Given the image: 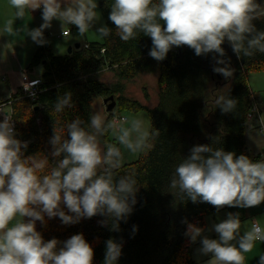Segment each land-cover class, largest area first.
Returning a JSON list of instances; mask_svg holds the SVG:
<instances>
[{
  "label": "clouds",
  "instance_id": "clouds-1",
  "mask_svg": "<svg viewBox=\"0 0 264 264\" xmlns=\"http://www.w3.org/2000/svg\"><path fill=\"white\" fill-rule=\"evenodd\" d=\"M8 3L19 20L29 11L42 10L43 23L26 29L37 45L47 43L44 32L53 21H59L61 28L64 24L75 26L81 36L93 28L101 37L112 33L107 25L96 27L97 0ZM108 19L124 42L141 33L150 37L149 56L157 61H163L173 47L187 46L196 56L215 54L213 71L226 79L233 76L234 69L230 58H225V41L237 58L264 54V31L253 23L264 20V4L258 0H113ZM13 24V19L5 21L3 31L9 36L19 31ZM216 103L227 114L235 112L238 101L221 96ZM66 107H72L70 92L57 98L54 111L62 113ZM258 122L264 131V114ZM61 131L54 127L49 141L50 155L55 159L50 166L48 155L25 156L28 143L16 138L10 116L0 121V264H93L94 249L82 233L59 246L61 242L55 238L44 240L36 222L46 224L45 217H59L63 224L71 225L99 215L105 217L102 225L110 222L111 230L119 231L120 221L126 222L133 212L139 187L134 172L116 175L123 161L121 148L146 154L154 147L152 141L160 135L159 130L145 128L141 119L128 121L114 116L109 120L97 111L87 125L81 119L68 123L67 138H62ZM108 134L116 143H102L101 138ZM170 184L192 203H208L217 210L258 207L264 203V159L253 161L220 147L196 145L176 166ZM210 230L218 239L202 237L205 229L192 223H187L185 232L193 243L202 237L198 252L210 255L207 264H245L244 254L251 252L257 241H264L259 222L241 234L239 213H228ZM122 247V243L108 239L104 264H117ZM258 264H264V255Z\"/></svg>",
  "mask_w": 264,
  "mask_h": 264
},
{
  "label": "trees",
  "instance_id": "trees-1",
  "mask_svg": "<svg viewBox=\"0 0 264 264\" xmlns=\"http://www.w3.org/2000/svg\"><path fill=\"white\" fill-rule=\"evenodd\" d=\"M112 2L98 3L104 25L112 29L110 36L61 56L48 48L33 54L27 69L42 65L41 90L34 103L22 97L21 92L12 97L16 138L27 140L25 156L48 155L51 166L55 159L50 155L49 141L54 127L63 130L60 134L67 138V124L81 119L87 125L95 100L109 95L114 96L118 111H145L150 129H158L160 135L152 141L154 147L150 151L122 164L116 173L119 177L134 172L139 187L133 212L126 222L120 221L119 231H112L110 222L102 225L100 221L105 217L99 215L71 225L63 224L59 217H45L46 224L39 222L38 231L45 241L59 240V246L72 235L82 233L94 249L93 264H104L106 241L110 238L123 245L117 264H195L192 251L196 243L185 235L187 223L203 228L207 217L220 212L239 213L242 220L245 208L225 206L217 210L208 203H192L178 188H172L170 181L176 166L196 145L220 147L237 156L247 155L253 161L260 159V155H250L246 149V124L252 103L247 75L264 71V54L237 58L225 41L222 45L225 58H230L234 69L228 79L213 71L217 66L215 54L196 56L187 46L173 47L163 61H157L149 56L150 37L141 33L136 39L124 42L116 35L115 25L108 19ZM258 2L264 4V0ZM253 23L264 31V20ZM155 70L158 71L157 104L153 108L127 97L124 91L129 81ZM103 71L113 74L109 84L101 80ZM69 92L72 107L56 113L57 98ZM221 96L238 101L235 112L221 111L216 103ZM108 137L109 134L103 137L102 142H110ZM64 210L67 212L66 207Z\"/></svg>",
  "mask_w": 264,
  "mask_h": 264
},
{
  "label": "crops",
  "instance_id": "crops-1",
  "mask_svg": "<svg viewBox=\"0 0 264 264\" xmlns=\"http://www.w3.org/2000/svg\"><path fill=\"white\" fill-rule=\"evenodd\" d=\"M99 1L100 0H97L98 3ZM41 11L42 10L40 9L35 10L33 12L29 11L26 13V16L23 20L15 19L14 17L15 9L11 8V6L8 3V0H0V75H6L8 79L5 84H0V103L1 101H5V100L7 101L9 99H12V97L17 96L21 92V70L27 68V66L29 65L31 61L33 54L37 50L48 48L54 55L61 56L65 54L64 52L63 54L61 51L62 45H65V47L67 45L72 46L73 48L74 47L73 45L75 43H79L80 46H84L88 42L101 41L102 39V37L98 34L95 28L90 29L88 33L81 36L78 33L75 26L73 27L75 28L74 33L72 32V29H70L68 26L64 27V25H69V24H64L63 28H61L59 31L58 29L61 26L60 22L53 21L52 27L49 29H46L44 32V37L47 43L42 46L37 45L31 40L30 37L27 36L26 29L37 28L43 23L42 18H41V15H42ZM98 14H99V19L97 21L96 27H99L100 25H104L103 18L101 17L99 11H98ZM8 19H13L14 20L13 28L19 29L17 34L14 36H9L3 31L5 21ZM67 28H69L71 32L69 35L64 36L63 38V36L60 34L64 29H67ZM57 30L60 34L56 33ZM39 66L42 67V65H39ZM102 73L103 75L101 77V80L107 84L106 74H109V73L107 71H103ZM249 88L251 91L250 86ZM251 93L253 95V98H255L256 100L257 107L259 109L258 113L260 117L263 111L259 103L257 102V99L254 96L252 91ZM95 104H97V102L93 104V109H94ZM258 121H259L258 119H247L246 132H245V142H246L247 152L249 151L248 150L249 142H248V139H246V135L249 133L252 134V133L258 132L257 131L258 130L257 126L259 125ZM259 136L257 134H253L254 143H257L256 145L259 144L258 147H260V143L262 142L261 141L262 137H259ZM101 139L103 140V137ZM108 139L110 140V134H109ZM253 147H254V144H253ZM250 155H260L261 157L259 160L264 159V151L263 153H261L260 148L254 151L252 150V154ZM221 213L222 212L217 213L214 216L221 214ZM241 221H245V222L248 221V223H245L244 225H242L243 229L241 230V234L244 231L248 230L253 222H259L261 227L264 228V203H262L258 207L245 208L244 218ZM36 228L38 231L39 221L36 222ZM195 243H196L195 244L196 248L197 246L201 244L200 241H196ZM244 255H245V264H258L260 256L264 255V241H257L253 250L249 253H245Z\"/></svg>",
  "mask_w": 264,
  "mask_h": 264
},
{
  "label": "rangeland",
  "instance_id": "rangeland-1",
  "mask_svg": "<svg viewBox=\"0 0 264 264\" xmlns=\"http://www.w3.org/2000/svg\"><path fill=\"white\" fill-rule=\"evenodd\" d=\"M98 10V9H97ZM99 11V10H98ZM104 21V20H103ZM68 26L70 29H72V32H75V28H73L74 26L72 25H64V27ZM63 28V26H62ZM60 28L58 29L60 31ZM58 30L56 31V33L58 34ZM60 34V33H59ZM61 35V34H60ZM71 36V35H70ZM64 38V36H63ZM73 45V44H71ZM68 45L65 47V45H62V53L64 52L66 54V52L68 51ZM59 51V52H61ZM56 52V51H55ZM63 53V54H64ZM33 77H38L40 78L43 70L41 66H38L36 68H34L33 71ZM109 74H106V80H107V84H109L112 80H113V74L110 71H107ZM157 77H158V71H152V72H143L141 75L138 76V78H136L133 81H129L128 84H126V88H125V93L127 95V97L133 98V99H137L138 101H140V103H142L143 105L153 108L156 104H157ZM247 82L248 85L251 87V91L253 92L254 96L257 99V102L259 103L261 109H262V114H264V71H260V72H251L247 75ZM147 93L148 98L145 97L144 93ZM103 98H99L96 100L97 104L94 105V113L97 111H101L106 117L107 119L110 120V117L112 116V114L115 115H124L126 116L128 121H131L132 119H141L144 122V126L145 128L150 130V121H149V117L147 115V113L145 111H139V112H133V111H118L116 106L113 109L112 112H107L105 105L102 102ZM6 101V100H5ZM5 101H1V103L5 102ZM261 101V102H260ZM94 102V103H96ZM255 106L256 107V112L255 117L259 118V109L257 107V103L255 98H253L252 95V103H251V108ZM255 117H252L250 119H257ZM252 121V120H251ZM128 126V125H125ZM258 128V132L256 133H249L246 135V139H248L249 142V153L252 154V150H257L260 148V152L263 153L264 151V131L261 130V128L259 127V125L257 126ZM253 134H257L259 137L261 138V143H260V147H258V145H256L257 143H254L253 140ZM110 141L111 143H116L114 136L110 134ZM263 143V144H262ZM254 144V147H253ZM256 145V146H255ZM119 146V145H118ZM121 151L123 153V161L122 164L127 163V162H131L133 160H135L138 157L139 153H131L129 152L127 149L121 148ZM228 213L227 212H222L221 214H218L216 216H209L206 218V222H205V226L203 227L205 229L204 233H202V237L203 236H208L209 238L212 239H218V234L215 233V231L210 230L212 228V226L218 222H220L221 220H224L227 218ZM245 223V221H241V230L243 229V226ZM202 237L198 238L197 241H201ZM201 245V244H200ZM197 246L193 248V260L195 261V264H207V261L211 258L210 255L209 256H203L200 255L198 252V249L201 246Z\"/></svg>",
  "mask_w": 264,
  "mask_h": 264
},
{
  "label": "built area",
  "instance_id": "built-area-1",
  "mask_svg": "<svg viewBox=\"0 0 264 264\" xmlns=\"http://www.w3.org/2000/svg\"><path fill=\"white\" fill-rule=\"evenodd\" d=\"M70 29H64L61 32L62 36H67L70 34ZM64 33V35H63ZM33 69H22L21 70V94L22 97L27 98L30 102L34 103L37 99L38 93L40 92V78L38 77H33ZM7 76L6 75H0V84H5L7 82ZM11 99L0 103V121H3L4 118L8 115L11 117L12 121H13V125H14V130H15V126H16V121L15 118L13 116V111H12V106H11ZM256 112V107L253 106L252 108H250L249 113H248V119L255 117V113ZM118 117L121 120H127L126 116L124 115H115L112 114V116L110 117V120L113 117ZM257 118V117H255ZM259 120V118H257ZM259 127L261 128V125L259 124ZM16 133V132H15ZM19 140H21L22 142H27V140L21 139L19 138ZM28 143V142H27Z\"/></svg>",
  "mask_w": 264,
  "mask_h": 264
},
{
  "label": "water",
  "instance_id": "water-1",
  "mask_svg": "<svg viewBox=\"0 0 264 264\" xmlns=\"http://www.w3.org/2000/svg\"><path fill=\"white\" fill-rule=\"evenodd\" d=\"M73 46H74L73 48L77 49V48H79L80 44H79V43H75ZM73 48H72V46H69V47H68V51H67V53H70V52L72 51ZM102 102H103V104L105 105V108H106V111H107V112H112L113 109H114L115 106H116V100H115V98H114L113 95H109V96H107V97H104V98L102 99ZM37 108H38V107L36 106L35 109H37Z\"/></svg>",
  "mask_w": 264,
  "mask_h": 264
}]
</instances>
